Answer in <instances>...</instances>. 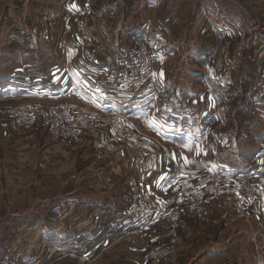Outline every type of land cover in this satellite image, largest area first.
Returning <instances> with one entry per match:
<instances>
[{
	"label": "crops",
	"instance_id": "0c3cea01",
	"mask_svg": "<svg viewBox=\"0 0 264 264\" xmlns=\"http://www.w3.org/2000/svg\"><path fill=\"white\" fill-rule=\"evenodd\" d=\"M256 15L264 17V0H0V64L10 63L0 72V102L42 93L60 97L57 93L63 92L73 101L89 98L121 109L131 93L114 84V75L134 57L135 40L149 36L157 52L158 78L168 97L162 105L135 113L133 120L170 150H140L109 130L104 137L86 133L78 140L54 138L42 121L22 126L9 119L1 102L0 248H17L19 241L37 242L34 256H45L51 250L46 241L57 238L54 258L65 249L92 256L102 250L97 264H119L110 259L120 257L128 264H146L148 252L171 238L163 215L142 232H132L128 222L121 223L143 188L166 200L202 168L264 175V140H251L254 148L248 155H243L240 140L232 141L236 154L228 158L224 148H211L218 101L213 84L226 96L236 97L240 91L245 95L244 80L256 73L258 57L256 46L248 50L242 66L223 76L219 45L227 33L235 40ZM21 33L30 40L19 46ZM13 38L18 48L33 49L30 59L20 57L22 66L28 62L31 71L19 69V61L6 56L9 51L4 47ZM39 40L44 42L43 52L51 42L59 43L62 67L41 66ZM56 69L59 82L49 74ZM248 96L254 98L251 91ZM257 103L263 104L250 108L254 113L250 125L260 127L255 116L264 119V99ZM235 117L232 123L239 128L242 123ZM199 127L202 136L195 135ZM228 141L220 142L231 144ZM233 158L243 167L232 164ZM65 200V207L77 202L65 213L60 228L59 217L50 209ZM200 221L204 224L198 225ZM189 232L213 240L194 256L197 261L264 264V197L246 201L221 194L200 212L186 204L177 234L178 255L185 256ZM56 264H79V259L66 257Z\"/></svg>",
	"mask_w": 264,
	"mask_h": 264
},
{
	"label": "built area",
	"instance_id": "2783aa9c",
	"mask_svg": "<svg viewBox=\"0 0 264 264\" xmlns=\"http://www.w3.org/2000/svg\"><path fill=\"white\" fill-rule=\"evenodd\" d=\"M227 36L219 45L222 57L220 70L223 76L230 75L242 66L248 50L258 47L256 77L254 86L251 87L254 90L251 92L256 102H260L264 99V17L254 16L252 23L242 28L235 40L231 39L229 33ZM151 42L149 36L138 37L135 40L134 57L121 65L114 75V84L131 93L130 100L121 109L95 103L89 98L79 97L73 101L71 95H62L63 98L57 101L58 96L42 93L10 105L4 111L19 124L42 121L50 128L54 138L78 140L86 133L104 137L109 130L115 138L137 149L152 148L169 153L158 136L145 131L133 120L135 113L150 106L162 105L168 97L166 87L158 78L157 52ZM221 194L246 201L263 198L264 175L232 174L207 169L195 179L180 184L166 200L158 199L152 190L143 188L124 211L121 223L128 222V226H132V232H142L152 228L160 216H166L171 240L154 246L147 254L148 264H162L176 252L180 217L186 204L200 212ZM71 202V205L69 203L65 207V200L54 204L50 209L53 216L59 217L60 228L64 227L65 213L73 210L77 200ZM110 220L116 221L114 218ZM57 241V238L46 241V246L51 250L45 256H34L37 242L19 241L17 248H0V264H56L57 260L62 261L66 257L78 258L79 264H97L103 252L101 250L92 256L87 252L65 249L54 258Z\"/></svg>",
	"mask_w": 264,
	"mask_h": 264
},
{
	"label": "rangeland",
	"instance_id": "374dc122",
	"mask_svg": "<svg viewBox=\"0 0 264 264\" xmlns=\"http://www.w3.org/2000/svg\"><path fill=\"white\" fill-rule=\"evenodd\" d=\"M24 34L25 33H21V35L17 36V39H18L17 43L19 44V46L21 44L29 43L30 37L29 38L25 37ZM11 41H14V42L11 44L6 43L7 45H6V47H4V50L9 51V53L6 56L10 57L13 60V62L15 61V59H16L15 62L19 61V63H17L19 66V69L23 68L27 72L31 71V69L29 68L31 66L26 65L28 62H26V64L25 65L23 64L24 66H22L20 57L21 56H22V58L31 57L29 55V52L33 51V49H29V50L25 51L22 49V47L20 49V48H18V46H16V45H18L16 43V38H13ZM39 42L43 46L42 47V54H40V57L42 60L41 66H43L44 69L48 68L49 70L54 68V67H57V68L62 67V66H59V64H60V61L62 60L63 49H62V47H58L59 43L57 41L51 42L49 47L46 49L47 52H43V50H45L44 45H43L44 42H42V40H39ZM60 46H61V44H60ZM59 49H60V51H59ZM56 50H57V52H55ZM16 66H14V67H16ZM9 67H10V63L0 64V72H5L6 70H8ZM34 68L37 69L35 66H34ZM58 70L59 69H56V71H54V72L50 71L52 74L49 73L51 78H54V76H55L56 79L54 82H59V80H60L59 77L61 75L59 74ZM27 72H25V73H27ZM255 77H256V73L253 75L252 74L249 75V77L244 80L245 83H244V87H242V89L244 88L243 91H245V84H246V86H247L246 94L244 95L243 92L240 91V92H237L238 94L236 97H234L233 93H232L233 97H232V95L229 96V94L226 96L227 92H225L224 90H219L218 88H216L214 90L215 85L213 84L212 90L214 91V94H215L214 96L216 97V99L220 103H218V101H217V103H215V105H214L215 106V109H214L215 112H214V117H213V119H214L213 123L216 122V124H215V128L212 129V131L214 133H212L213 138H211V140H215V142H214V146L212 145L211 148L212 149L224 148L227 151V155H226L227 158L236 154V153H234L236 151H234V145L232 144L233 140H240L242 142L240 144V147L242 148L243 155H248L249 152L253 151L254 144L252 143L251 140H264V126H263L264 125V119L262 118V116L260 114L255 116L256 118H258L259 125H262V126L258 127L257 125H250V120L252 118H254V113L251 112L250 108H253L256 104H258V105L263 104V103L255 102L254 98L251 99L248 96L249 92L251 90H254V88H251V87L254 86ZM31 78L32 77H30L29 80H32ZM59 93H57V94L58 95H61V94L64 95L63 92H61L60 94ZM62 95L59 97L60 99L59 98L57 99V101H59L63 98ZM31 98H32V96H26V97L24 96V97H21V98L16 99V100L1 101L4 104L2 107L3 114L5 113V111H4L5 108H7L8 106L15 105L17 103L29 100ZM221 106H223V108H225V109H223V111L221 110ZM218 107H220V109ZM236 107L238 109H237L236 114H234L232 112V110ZM246 107H248V108H246ZM7 117L9 119H11L12 121H14L11 117H9V116H7ZM234 117H235V120H239L240 121L239 123H242V126L239 127L241 130L238 127H235L234 124L232 123L234 121ZM256 118L253 120H256ZM223 121L226 123H224ZM245 121L249 122V123L247 125H245L243 123ZM213 123H212V126H213ZM17 124H19V123H17ZM253 124H254V122H253ZM20 125L29 126L32 124H20ZM224 125H226L225 128H224ZM199 128H200V130L196 131V133H195L196 136H202L203 135L202 134L204 131L203 128L202 127H199ZM255 135L257 136V139L254 137ZM196 140H202V139L201 138L199 139L197 137ZM224 140H229L231 144L226 143L223 145V143L220 141H224ZM165 146L167 147L168 151H170L166 144H165ZM140 150H148L150 152L154 151L152 148H150V149L145 148V149H140ZM164 152L167 153L166 151H164ZM230 162H232V164H234L235 166H238L240 168L243 167V165H240L239 160H236V158L231 159ZM230 162L228 160V163H230ZM247 162L249 163V161H247ZM241 164H244V163H241ZM205 169L202 168V170H200L199 174L202 173L203 171H205ZM52 187L54 189V186H52ZM203 224L204 223H202V221H200V223L198 225H203ZM0 226H1V224H0ZM215 228L217 229V227H215ZM196 236H195V234L193 235L191 232L186 234V240L184 242L186 245L185 246V248H186L185 249V256L178 255L175 252V254H173L171 258H168L162 264H206V260L200 259L199 261H197V259L194 258V256L199 255L205 249V247L208 246L209 243L210 244L213 243V240H206L205 237L204 238L199 237L200 238V240H199V238H196ZM197 239H198V244H197ZM146 256H145L146 264H148V260H147ZM110 260H111V263L118 261L119 264H128L126 261L122 260L121 257L116 259L115 261L112 258ZM131 263H133V262H131ZM207 264H212V263H207Z\"/></svg>",
	"mask_w": 264,
	"mask_h": 264
},
{
	"label": "trees",
	"instance_id": "16d2710c",
	"mask_svg": "<svg viewBox=\"0 0 264 264\" xmlns=\"http://www.w3.org/2000/svg\"><path fill=\"white\" fill-rule=\"evenodd\" d=\"M214 90H215V87H214Z\"/></svg>",
	"mask_w": 264,
	"mask_h": 264
}]
</instances>
